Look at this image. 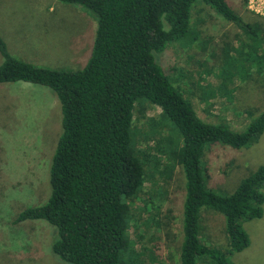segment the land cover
Segmentation results:
<instances>
[{"label": "trees", "instance_id": "1", "mask_svg": "<svg viewBox=\"0 0 264 264\" xmlns=\"http://www.w3.org/2000/svg\"><path fill=\"white\" fill-rule=\"evenodd\" d=\"M58 1L81 7L97 20L92 54L84 68L36 66L12 56L0 37V85L25 82L48 87L62 114V132L49 170L50 197L22 210L15 224L43 220L54 227L52 252L67 264H131L136 251L145 258L146 249H138L141 236L135 239L130 234L134 205L148 168L159 170L162 162L158 141L152 138L144 145L139 140L136 104L145 100L161 109L159 121L170 123L179 135L175 150L176 136L168 141L173 166L181 167L186 185L181 264H232L228 259L250 244L244 222L263 215L264 165L243 178L232 194L224 195L211 188L204 159L216 144L241 150L259 142L264 112L245 111L249 123L243 130L205 121L159 57L171 45L195 42L193 18L198 5L210 7L256 38L264 37L262 25L245 22L226 0ZM226 59L232 76L238 61L229 54ZM204 208L224 217L227 248L203 242Z\"/></svg>", "mask_w": 264, "mask_h": 264}, {"label": "rangeland", "instance_id": "2", "mask_svg": "<svg viewBox=\"0 0 264 264\" xmlns=\"http://www.w3.org/2000/svg\"><path fill=\"white\" fill-rule=\"evenodd\" d=\"M226 1L245 22L258 23L264 30V0ZM193 24L195 42L171 45L159 61L177 87L188 92L205 121L243 130L249 123L245 111L264 112V37L244 34L205 5L194 9ZM97 27L91 13L58 0H0V37L7 50L36 66L64 71L84 68ZM227 54L239 65L232 76ZM136 107L140 143L158 141L162 162L159 170L148 168L134 205L130 234L141 236L138 249L144 247L147 254L144 258L136 251L131 264H181L186 185L181 167L173 166L168 141L176 136L175 150L179 135L170 123L159 121L158 106L140 100ZM61 121V104L50 88L25 82L0 85V264H67L52 252L54 227L43 220L14 222L22 210L42 205L50 197L49 170ZM212 148L205 151L204 161L209 184L219 194H232L243 178L264 165V132L250 148L236 150L220 144ZM243 228L250 244L228 261L264 264V205L262 217L245 221ZM201 237L206 245L227 248L224 217L204 208Z\"/></svg>", "mask_w": 264, "mask_h": 264}]
</instances>
